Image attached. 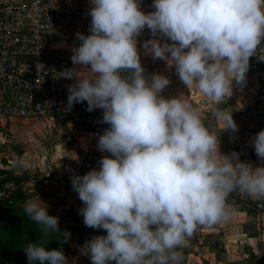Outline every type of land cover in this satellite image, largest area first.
<instances>
[{
  "label": "clouds",
  "instance_id": "1",
  "mask_svg": "<svg viewBox=\"0 0 264 264\" xmlns=\"http://www.w3.org/2000/svg\"><path fill=\"white\" fill-rule=\"evenodd\" d=\"M88 35L72 48L66 69L68 108L87 102V111L102 109L99 151L109 153L100 167L73 175L71 183L84 207V224L106 231L81 247L91 264H182V249L199 226L230 218L226 200L238 191L264 199V165L240 160L239 153H220L219 137L203 122L198 109L179 97L165 98L170 80L145 75L137 37L147 27L153 37L145 51L174 65L180 81L212 104L222 131H238L232 112L221 107L233 94V81L244 85L249 59L264 41V0H89ZM90 66V67H89ZM221 131V132H222ZM264 161V130L251 140ZM23 211L44 236L59 231L39 198ZM68 236L65 234V240ZM29 264H68L63 249L44 244L24 249Z\"/></svg>",
  "mask_w": 264,
  "mask_h": 264
},
{
  "label": "rangeland",
  "instance_id": "2",
  "mask_svg": "<svg viewBox=\"0 0 264 264\" xmlns=\"http://www.w3.org/2000/svg\"><path fill=\"white\" fill-rule=\"evenodd\" d=\"M145 41L147 37L141 38L137 41V46L144 49ZM143 53L145 52L140 51V54ZM143 60L141 64L145 75L150 76L146 71L149 66L147 62L144 64ZM193 90L194 96L190 95L189 89L187 90V99L198 109L206 127L219 137L220 153L230 155L232 152H237L254 167L264 165V161L257 157L251 144L252 138L260 130H264V41L258 46L254 56L249 59L245 84L238 85L233 81V94L221 105L232 112L233 119L238 126L237 132L222 131L221 126L211 115L212 107L205 110L195 103V100L203 97L195 89ZM161 95H165L164 91ZM64 133L65 131L59 132L58 128L49 127L48 123L40 118L3 121L0 123V159L3 164L11 167V175L17 179L15 181L19 185V193L15 204L24 207L27 200L35 198L39 202L40 198L47 205L49 215L58 217V223L67 228L71 244L70 253L66 256L68 264H91L90 257L74 259L70 258V255L80 251L86 241L107 233L79 235L74 230L76 228L74 216L78 218L82 226L87 227L79 212L84 205L73 188L72 175L64 170V165L68 164L77 168L76 175L86 174L90 169L84 167V157L90 151L98 153L95 150L97 145L95 146L89 137L85 140L72 139L66 148L65 155L59 158L60 147L56 146ZM43 193L48 195H42ZM58 194L64 201L58 200L60 203L55 206H61L62 203L69 205V208L64 214L59 212V215H56L52 212L54 205L51 207L44 198L53 197L55 200L59 198ZM260 200L264 202V199ZM227 205L231 212L228 220L211 227L199 226L197 229L204 227L205 232L207 230L209 232L201 235L202 233L194 231L190 240L193 243H199L204 236L202 242L213 260L226 252L232 264H264V219L245 221V218H239L236 213L238 210H243L241 207ZM262 215L263 218L264 214ZM180 251L183 255L182 264H185L187 253L191 252L190 246L183 247Z\"/></svg>",
  "mask_w": 264,
  "mask_h": 264
},
{
  "label": "built area",
  "instance_id": "3",
  "mask_svg": "<svg viewBox=\"0 0 264 264\" xmlns=\"http://www.w3.org/2000/svg\"><path fill=\"white\" fill-rule=\"evenodd\" d=\"M90 4L86 19H90ZM78 21L74 10L64 0H0V123L10 119L45 120L49 127L64 132L60 157L65 155L68 144L76 132H86L98 141L99 135L110 127L101 123L103 110L87 111V102L74 103L68 108L67 85L71 79L60 77L66 69L74 70L71 61L72 48L78 47L76 28ZM64 44L59 47L58 44ZM194 96V90L189 89ZM200 107H212L211 102L198 98ZM55 147V150H56ZM88 152L84 167L92 170L100 167L98 161L104 155L99 151ZM70 175L77 168L65 164ZM11 167L0 159V203L10 204L19 191V185L10 176ZM48 176V175H47ZM227 204L241 207L247 213L264 214V202L252 200L238 191L231 193ZM68 211L67 206H53L59 215ZM4 263L0 252V264ZM115 264V262H111Z\"/></svg>",
  "mask_w": 264,
  "mask_h": 264
},
{
  "label": "crops",
  "instance_id": "4",
  "mask_svg": "<svg viewBox=\"0 0 264 264\" xmlns=\"http://www.w3.org/2000/svg\"><path fill=\"white\" fill-rule=\"evenodd\" d=\"M75 12V18L78 21V25L76 28L77 33H83L84 35H88L89 33V28H90V24H91V18L90 19H86V8L89 5V0H64ZM153 3V0H146L145 2H141V10L144 11L145 13H148L150 11H153L154 9H152L151 5ZM147 37V40L150 39H158L160 40L162 43L163 42H167V43H172L170 40H167L166 37H161V36H157V37H153L151 34V31L149 29H147V27L143 30L142 34L140 36L137 37V41L140 40L141 38ZM76 40L78 42V45L81 43V41H79L76 37ZM59 47H64V44H58ZM141 48L140 46H137L138 49V54L140 56V62L144 61V64L147 62V66H149V68L146 69L147 72H149L150 76L152 74H160L163 76H166L169 80L170 83L169 85L163 90L164 91V97L165 98H173V97H179L182 96V98L187 99V90L188 88L180 81L178 74L176 73L175 70V66L174 65H169L166 61L161 60L159 58L157 59H153L152 55L147 53L145 51V49H139ZM140 51H143L145 53L140 54ZM74 66V71L76 72H80L81 75L85 74L84 72V67L81 65H73ZM90 67V66H89ZM77 77L73 76V78L71 79V84L76 82ZM86 137H90L89 133L86 132H76L75 134H73V139H77V140H85ZM91 140H93L91 138ZM93 142L95 143L94 145L96 146L97 143L96 141L93 140ZM96 149V148H95ZM88 172V171H87ZM59 195V194H58ZM56 197V196H55ZM59 198H44L45 201L49 202L50 206L52 207L55 204H59L60 202L58 200L64 201L62 200V196H58ZM252 200H256V201H262L260 199H256V198H252L250 197ZM62 206H67L69 208V205L65 204L63 205L61 203ZM228 206V205H227ZM236 213L238 214L237 216H239V218H245V221H250V220H254V221H258L261 219H264V217L262 218L263 215H251L250 213H247L244 210H238L236 211ZM258 217V218H256ZM264 225V223H263ZM205 228L203 227V229H197L195 230L197 233H202L201 235L207 234L209 232V230H207V232H205L204 230ZM205 237L203 236L199 243H193L190 238L187 239L186 245L184 247H188L190 246L191 252L187 253L186 256V263L185 264H232L231 263V258L229 257V254H226V252H223L221 255H219L215 260L212 259L211 255L207 252L206 247L204 246L202 239H204ZM184 251H186V249H184ZM233 256V255H232ZM73 257L74 259H82L83 257H89L87 255H84L81 253V251H78L75 254L70 255V258Z\"/></svg>",
  "mask_w": 264,
  "mask_h": 264
},
{
  "label": "trees",
  "instance_id": "5",
  "mask_svg": "<svg viewBox=\"0 0 264 264\" xmlns=\"http://www.w3.org/2000/svg\"><path fill=\"white\" fill-rule=\"evenodd\" d=\"M240 160L246 161L247 159L239 154ZM13 180L11 172L9 173ZM19 191L10 204L0 203V252L3 256V264H29L25 248L28 244L38 243L44 244L46 250L63 249L65 256L70 253L71 244L69 238L65 240L67 228L58 223L59 231L44 236L39 225L35 224L27 218L23 211V206L15 204ZM48 195V194H42ZM76 223L75 231L79 235H96L106 231L94 230L82 226L76 216H74Z\"/></svg>",
  "mask_w": 264,
  "mask_h": 264
}]
</instances>
